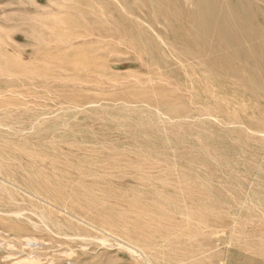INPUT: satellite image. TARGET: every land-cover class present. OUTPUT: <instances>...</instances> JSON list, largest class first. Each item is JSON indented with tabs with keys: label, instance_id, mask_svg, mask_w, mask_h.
<instances>
[{
	"label": "rangeland",
	"instance_id": "374dc122",
	"mask_svg": "<svg viewBox=\"0 0 264 264\" xmlns=\"http://www.w3.org/2000/svg\"><path fill=\"white\" fill-rule=\"evenodd\" d=\"M0 228L39 243L0 264H264V0H0Z\"/></svg>",
	"mask_w": 264,
	"mask_h": 264
},
{
	"label": "bare ground",
	"instance_id": "6f19581e",
	"mask_svg": "<svg viewBox=\"0 0 264 264\" xmlns=\"http://www.w3.org/2000/svg\"><path fill=\"white\" fill-rule=\"evenodd\" d=\"M181 55V54H180ZM76 107V106H75ZM119 113V111H118ZM110 139V138H109ZM113 144V143H112ZM112 146V145H111ZM123 150V149H122ZM124 151V150H123ZM31 152V151H30ZM27 152V153H30ZM120 156V155H119ZM110 167V166H109ZM183 172V171H182ZM173 176V175H172ZM164 181V180H163ZM173 181V180H172ZM161 182V181H160ZM166 184V183H165ZM13 185V184H12ZM167 186V185H166ZM36 196V195H35ZM38 198V197H37ZM3 200V199H2ZM38 201V200H37ZM15 208V207H14ZM17 211V210H16ZM12 212V211H11ZM12 213H15L14 211ZM19 213V211H17ZM20 214V213H19ZM35 216V215H34ZM78 216V215H77ZM80 217V216H79ZM47 220V218H46ZM50 220V219H49ZM51 221V220H50ZM82 223V222H81ZM86 224V223H85ZM45 225V224H44ZM63 226V225H62ZM47 227V226H46ZM93 227V226H92ZM5 232L6 234L2 236V241H5L7 243V246L15 248L13 253H19L25 250L26 248H29L30 250L36 249L39 245V243L35 240V238L29 236L27 233H24L23 231H13L10 233V230H3L0 228V231ZM56 233V232H55ZM61 233V232H60ZM48 236V235H47ZM50 236V235H49ZM48 236V237H49ZM60 236V235H59ZM97 239V238H96ZM71 241V240H70ZM47 243V242H46ZM40 248V247H39ZM13 250V249H12ZM131 251V250H130ZM32 252V251H30ZM28 254V253H27Z\"/></svg>",
	"mask_w": 264,
	"mask_h": 264
}]
</instances>
